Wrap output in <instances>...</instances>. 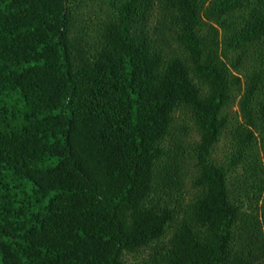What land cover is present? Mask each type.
Returning a JSON list of instances; mask_svg holds the SVG:
<instances>
[{
	"label": "trees",
	"instance_id": "1",
	"mask_svg": "<svg viewBox=\"0 0 264 264\" xmlns=\"http://www.w3.org/2000/svg\"><path fill=\"white\" fill-rule=\"evenodd\" d=\"M111 1L0 0V264H264V0Z\"/></svg>",
	"mask_w": 264,
	"mask_h": 264
},
{
	"label": "rangeland",
	"instance_id": "2",
	"mask_svg": "<svg viewBox=\"0 0 264 264\" xmlns=\"http://www.w3.org/2000/svg\"><path fill=\"white\" fill-rule=\"evenodd\" d=\"M70 6L74 8V13L77 17V26L75 25V28L81 31L80 38L86 42L87 47H91L94 43V39L98 33L101 23L105 20V18H108L107 15L110 13V10H113L114 3L111 0H71ZM239 98L240 96H237L232 107L226 111L229 116L238 118V121L241 120L237 107ZM177 114L175 117V124H180V127L176 129L186 126V135L183 139L186 140V143H193L197 141L198 135L193 126L183 115ZM175 133L177 135L179 134L178 131H175ZM191 146L192 145H189L187 149L190 150L189 148ZM224 153L225 147L220 145L217 148V159H219V161L224 159ZM123 259L128 264H138V262H140L139 258H137L139 259L137 260L131 256H124Z\"/></svg>",
	"mask_w": 264,
	"mask_h": 264
}]
</instances>
